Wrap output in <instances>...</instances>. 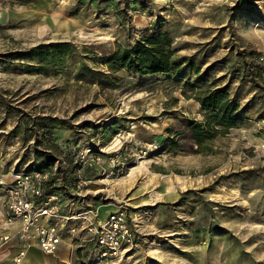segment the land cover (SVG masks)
<instances>
[{
  "label": "rangeland",
  "instance_id": "obj_1",
  "mask_svg": "<svg viewBox=\"0 0 264 264\" xmlns=\"http://www.w3.org/2000/svg\"><path fill=\"white\" fill-rule=\"evenodd\" d=\"M26 1L0 0V193L12 169L53 177L63 159L86 184L67 186L61 212L124 210L132 249L95 261L85 233L72 242L63 227L65 264H264V71L254 63L264 59V0ZM153 23L175 57L201 63L198 87L192 76L105 66ZM52 42L69 45L45 62L24 54ZM222 86L242 121L198 145L190 125L205 111L193 94ZM87 140L91 166L74 162Z\"/></svg>",
  "mask_w": 264,
  "mask_h": 264
},
{
  "label": "built area",
  "instance_id": "obj_2",
  "mask_svg": "<svg viewBox=\"0 0 264 264\" xmlns=\"http://www.w3.org/2000/svg\"><path fill=\"white\" fill-rule=\"evenodd\" d=\"M261 61L264 63V59ZM84 145L81 158L74 162L80 163L82 160L81 163L91 166L93 147L89 140ZM64 153L67 154L65 150ZM63 163V159L56 160L54 171L62 173ZM76 171H79L78 167ZM50 178L49 172L43 170L12 169L8 181L1 187L3 215L0 219V247L8 245L13 239L17 240L19 247L12 257L13 264H22L31 247H37L45 254L56 252L64 240L63 227L70 228L68 234L72 242L80 239L78 232L85 233L88 241L94 243L91 257L95 261L118 259L123 252L135 246V228L128 222L124 210L119 208L109 212L104 219H98L92 206L63 213V188L50 192L47 188ZM75 179L71 190L78 194L86 182L79 177ZM61 184L59 181L58 186ZM74 222L78 226H69Z\"/></svg>",
  "mask_w": 264,
  "mask_h": 264
},
{
  "label": "trees",
  "instance_id": "obj_3",
  "mask_svg": "<svg viewBox=\"0 0 264 264\" xmlns=\"http://www.w3.org/2000/svg\"><path fill=\"white\" fill-rule=\"evenodd\" d=\"M18 1V0H17ZM21 2H28L26 0H19ZM171 40L168 32L160 30L158 23H153L148 28L144 36L136 40L131 46H116V50L107 56L104 60L105 66L110 72L114 73L118 70H124L130 75L144 76L154 73H173L181 77L192 76L195 81L187 82L188 86L193 89L198 87L200 79L204 72L200 73L201 63H195L194 57H175V51L170 48ZM69 44L67 43H49L45 45H38L36 48L25 51V56H34L41 62H45L48 56L53 54H60L67 50ZM256 73L264 71V64L262 61L254 60ZM194 99L200 103L202 109L205 111L204 122L202 124L192 123L190 125L192 138L196 144H200V140L205 137H212L216 133H226L231 127H235L242 121V115L245 112L243 106H239L237 100L230 98L226 91V86L214 87L211 89L198 91L193 94ZM56 150L59 149L55 147ZM59 150H62L60 148ZM63 154L62 151H60ZM67 157V156H64ZM39 170L33 168L28 171ZM73 171V170H72ZM70 176L68 171L57 173L51 177L47 183V188L50 192H56L58 182L63 185V194L69 187L73 186L75 182L74 177ZM68 178V180H67ZM69 186V187H67ZM211 202H207L211 206ZM211 207H209L210 209ZM218 229V226H213Z\"/></svg>",
  "mask_w": 264,
  "mask_h": 264
},
{
  "label": "crops",
  "instance_id": "obj_4",
  "mask_svg": "<svg viewBox=\"0 0 264 264\" xmlns=\"http://www.w3.org/2000/svg\"><path fill=\"white\" fill-rule=\"evenodd\" d=\"M2 207H1V199H0V219L2 218ZM65 244V241L63 242ZM62 245V244H61ZM59 246L58 248V259L50 257V256H45L44 254H41L40 251L37 249V247H31L28 250L30 251V256L25 255V258L22 260V264H65L66 261L69 260L70 255V248H72L68 244L67 251L63 246ZM18 242L16 239H13L8 245L3 250H0V264H13L12 263V257L16 253L18 249ZM68 252V253H67ZM33 254H36L40 259L38 261H35L32 257ZM32 257V258H31ZM70 261V260H69Z\"/></svg>",
  "mask_w": 264,
  "mask_h": 264
}]
</instances>
